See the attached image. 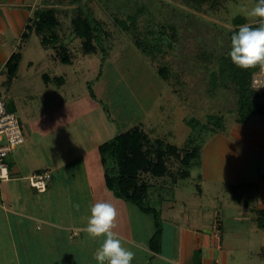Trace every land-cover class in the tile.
I'll return each instance as SVG.
<instances>
[{"label":"rangeland","instance_id":"374dc122","mask_svg":"<svg viewBox=\"0 0 264 264\" xmlns=\"http://www.w3.org/2000/svg\"><path fill=\"white\" fill-rule=\"evenodd\" d=\"M200 4L196 7L197 3L188 5L183 0L51 2L50 5L59 10L60 45L69 47L72 63H61L56 47H43L41 36L33 35L23 45L18 78H0V98L17 113L26 133L22 146L27 155L22 168L39 164L41 169L51 168L52 165L46 163L53 160L58 163L56 166L66 165L55 175L59 178L56 182L54 179L55 184H72L73 179L61 182L62 173L74 172L78 173L76 185L84 186L92 181L95 186L97 177L91 179L88 174L98 167L91 169L85 157L71 161L78 156L77 144H71L76 139L77 122L96 108L107 110L110 119L116 121L114 125L121 132L119 135H132L138 129L156 147L161 141L183 149L193 140L196 146L203 148L218 134L228 136L239 124L238 97L233 86L224 87L215 81L213 84V73L218 71L220 57L227 53L233 19L242 16L249 22L259 20L250 15L257 0H205ZM81 13L87 18L94 16L107 32L101 42H93L97 51L84 50V56L82 43L73 41L72 34L74 19ZM132 17L135 26L130 21ZM123 21L131 27L129 30L119 24ZM161 31L165 35H161ZM135 34L140 35L143 48L136 47ZM79 50L81 56H78ZM44 75L50 80L44 81ZM57 77H63L65 83L59 84ZM91 91L98 102L93 100ZM211 116L223 117L224 130L200 129L203 125L209 126ZM190 123H195L193 126L197 129ZM198 162L191 169H185L178 160L172 159L169 166L171 177L175 179L154 177L150 180L155 186L149 204L157 206L160 187L165 188L160 190L162 197L189 206L200 205L206 211L229 204L227 190L222 185L214 186L202 179ZM145 177L143 175V181L150 183ZM11 187L20 199L23 195L30 198L27 194H34L38 200L46 197L48 207L51 204L56 208L57 200L67 199L66 195L56 198L57 191L50 197L41 196L31 189L29 180L16 181ZM31 206L28 202L27 210L33 214ZM51 214L49 208V218Z\"/></svg>","mask_w":264,"mask_h":264},{"label":"crops","instance_id":"0c3cea01","mask_svg":"<svg viewBox=\"0 0 264 264\" xmlns=\"http://www.w3.org/2000/svg\"><path fill=\"white\" fill-rule=\"evenodd\" d=\"M53 1L0 0V78H18L23 45L33 35L40 38L36 31L41 21L39 14L42 10L57 7L50 5ZM57 32L61 38L59 30ZM77 33L74 29L73 41L82 43L84 56L89 41L85 35L74 38ZM40 41L42 44V37ZM74 44L71 45L72 52ZM67 50L70 52L69 47ZM81 51L78 56H81ZM17 55L22 59L15 75H12L9 63ZM71 58L68 59L69 64L72 63ZM43 79L50 80L48 75ZM56 79L59 84L65 83L63 77ZM93 94V100L98 102ZM106 111L96 108L79 120L76 139L70 143L72 146L77 144L78 155L71 161L85 157L91 169L98 167L93 172L88 171L91 179L97 177L95 186L92 181L84 186L76 185L78 173L74 172L70 175L62 173L61 182L73 179L72 184H55L54 179L55 182L56 178L59 179L55 175L66 165L56 166L58 163L50 158L51 163L46 165H52L51 168L41 169L39 164L23 169L22 163L27 155L23 146L9 155L11 180L0 184V264H97L94 253L103 238L89 236L85 228L90 206L100 202L115 207L116 226L112 230L120 238L122 246L134 252L132 264H204L214 260L220 264H264V116L253 117L244 125L238 124L228 136L216 135L201 149L202 179L214 186L222 185L227 190L229 204L206 211L200 205L189 206L176 202V199L162 197L160 190H165L164 187L157 190L160 199L156 201V209L160 211L162 232L160 246L153 250L150 242L156 232L154 217L118 199L107 186V168L101 161L99 149L121 132ZM47 170L51 172L52 179L48 191L39 195L48 194L50 197L56 191V198L66 195L67 199L57 200L56 208L46 205V197L38 200L34 194H27L30 196L27 199L22 193L24 198L20 199L13 194L12 183L28 180L29 176ZM22 172L26 173L25 176L21 175ZM169 177L173 178L169 175L161 179ZM145 178L149 181L154 179L147 175ZM216 191L220 190L216 188ZM28 202L32 204L33 214L27 210ZM49 208L51 218L48 216Z\"/></svg>","mask_w":264,"mask_h":264},{"label":"trees","instance_id":"16d2710c","mask_svg":"<svg viewBox=\"0 0 264 264\" xmlns=\"http://www.w3.org/2000/svg\"><path fill=\"white\" fill-rule=\"evenodd\" d=\"M183 1L188 5H193V2L197 3V7L201 5L200 3H204L205 0ZM58 11L59 10L55 7L49 10H42L39 14L41 21H39L36 31L38 35L42 37V45L45 48H49L50 45L51 47L52 45L55 46L61 63L69 64L68 59L71 56L70 52H68L67 46L60 45L61 38L57 32V28L60 26V21L57 16ZM134 19L135 18L130 20L132 26H135ZM259 22L260 18L254 23H250L242 16L233 19V29L228 33L227 53L220 57L218 71L213 73V84L215 81L217 85L234 87L238 97L237 121L242 125L249 123L253 117L264 116V92L257 91L252 85L253 77L261 70L262 64H257L246 69L239 68L231 62L228 52L231 47V35L233 32L237 31L242 25L257 27L259 26ZM73 24L78 32L75 34L76 36L74 38L85 35L84 37L89 41L86 45L88 47H86L85 50L88 52L97 51L93 42H101L102 35L105 33L107 34L106 31L104 32L102 30L104 28L100 27L101 23L95 19L94 16L91 15V18H87L81 13L74 19ZM119 24L125 25L126 30H129L130 26L128 23L123 21L119 22ZM160 33L161 35H165L164 31ZM135 36V42L138 45L136 47L140 46L143 48L144 43L140 41V35L135 34ZM145 51L146 50H143V52ZM21 59V55L12 58L9 63L10 74L15 75ZM91 95L94 97L92 91ZM223 123V117L211 116L208 118L209 126L203 125L200 129H211L210 127H214V130H224ZM190 124L194 127V130L197 129L196 126H193L195 123ZM201 149L202 147L200 145L196 146L193 140L183 149L174 145H168L161 141L157 143L156 147L151 144L148 137L142 134L138 129H136L132 135H118L99 149V153L102 157L101 161L107 168V186L113 191L114 195L118 199L133 204L142 212L154 217L156 232L150 242V246L153 250H157L160 246L162 221L160 211H158L155 206L153 207L149 204L151 190L154 185L143 181V175L156 178L171 176L172 171H170L169 163L174 158L178 160L185 169H191L197 161L200 163ZM184 173L187 175V172H183V175ZM172 179H175V177Z\"/></svg>","mask_w":264,"mask_h":264},{"label":"clouds","instance_id":"9594fccd","mask_svg":"<svg viewBox=\"0 0 264 264\" xmlns=\"http://www.w3.org/2000/svg\"><path fill=\"white\" fill-rule=\"evenodd\" d=\"M250 15L260 18L259 26L242 25L231 35L228 56L239 68L264 65V0H257V6ZM117 212L106 202L90 206L85 231L91 237H102V243L94 253L97 264H132L134 252L122 246L120 238L112 230L115 228Z\"/></svg>","mask_w":264,"mask_h":264},{"label":"built area","instance_id":"2783aa9c","mask_svg":"<svg viewBox=\"0 0 264 264\" xmlns=\"http://www.w3.org/2000/svg\"><path fill=\"white\" fill-rule=\"evenodd\" d=\"M253 87L264 92V65L261 70L254 75ZM26 134L17 113L11 111L6 100L0 98V184L11 180V171L8 164V157L14 149L25 143ZM30 186L38 193L44 194L48 191L52 175L50 171L35 173L27 178ZM204 264H220L214 260Z\"/></svg>","mask_w":264,"mask_h":264}]
</instances>
